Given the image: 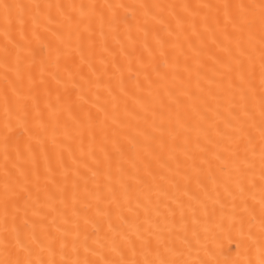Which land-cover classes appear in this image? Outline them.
Returning <instances> with one entry per match:
<instances>
[{
  "label": "snow or ice",
  "instance_id": "6c2138e0",
  "mask_svg": "<svg viewBox=\"0 0 264 264\" xmlns=\"http://www.w3.org/2000/svg\"><path fill=\"white\" fill-rule=\"evenodd\" d=\"M0 264H264V0H0Z\"/></svg>",
  "mask_w": 264,
  "mask_h": 264
}]
</instances>
